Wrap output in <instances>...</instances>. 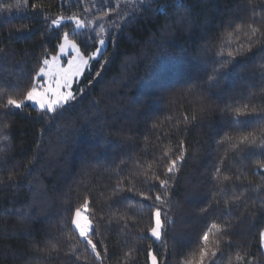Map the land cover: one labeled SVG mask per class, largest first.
<instances>
[{
    "label": "trees",
    "instance_id": "1",
    "mask_svg": "<svg viewBox=\"0 0 264 264\" xmlns=\"http://www.w3.org/2000/svg\"><path fill=\"white\" fill-rule=\"evenodd\" d=\"M41 2L44 15L50 19L70 15L84 20L103 17L100 20L109 46L80 81L82 94L78 93L77 99L53 119H42L45 114L28 104L0 122V264H48L43 253L29 251L28 245L69 243L60 227L70 219L68 210L78 206L86 195L99 194L95 212L97 216L104 215L108 224L106 205L117 183V173L127 168L142 174L148 164L159 172L164 165L162 154H175L180 140L185 141L186 162L177 173L176 195L170 198L176 211L166 218L175 219L183 212V221L177 220L172 231L155 241L148 236L152 211L142 207L140 197L133 195L128 202L133 207L126 209V219L119 224L112 222L111 227L118 230L100 231L112 256L106 264H116L128 250L132 251L133 264H149L150 250L158 255L160 264H177L178 253L191 259V242L203 225L193 218L194 205H189L188 200L193 191L203 187L206 177L225 155L223 146L215 141L229 128L227 121L232 114L224 115L227 106H239L241 102L258 106L264 102V55L254 59L237 57L242 62L221 72L223 79H219L218 88L203 97L192 95L218 79L213 76V68L221 59L227 60L228 51L236 47L235 42H228L232 31L228 25L251 20L250 0ZM261 2L264 0H251L254 4ZM0 3L16 5L22 0ZM21 21L30 31H15ZM62 28L86 45L89 52L98 47V38L93 42L95 32L76 33L70 24ZM58 33L62 34L60 29L49 28L45 20L30 11L0 14V83L28 84L38 70V61L58 42ZM212 96L219 99H211L207 114L197 119V126L185 124V116L190 121L193 114H199L198 102ZM246 119L249 124L230 129L233 138L241 133L264 134V124L256 123L258 117ZM151 153L160 158L159 166ZM245 155L246 159L233 160L228 153L226 166L230 174L247 177L243 185L237 186L247 190L244 198L250 201L248 207L259 213V193L252 189L264 185V172L259 170L264 157L259 151ZM134 161L143 164L137 166ZM144 179L141 175L135 181L137 191H148V185H141ZM197 182L199 187L193 189ZM204 193L212 195V186ZM157 207L171 211L167 204ZM224 211L221 205L215 215L227 220ZM233 216L241 217L242 210L233 212ZM124 223H134L135 228H121ZM233 223L232 250L225 253L226 258L234 261L239 251L247 264H264V250L259 246L264 218L248 216L247 222L235 219ZM214 239L210 236V240ZM51 264L61 261L52 260ZM88 264H93L91 259ZM221 264H227V259Z\"/></svg>",
    "mask_w": 264,
    "mask_h": 264
},
{
    "label": "snow or ice",
    "instance_id": "2",
    "mask_svg": "<svg viewBox=\"0 0 264 264\" xmlns=\"http://www.w3.org/2000/svg\"><path fill=\"white\" fill-rule=\"evenodd\" d=\"M143 3V0H140ZM30 11L34 16L45 20L49 28L60 29L62 34H57L58 42L49 52H45L43 58L38 61V70L31 78L28 84H9L7 86L0 83V90L7 88V91H0V122H4L5 118L16 110H24L25 106L31 104L35 106L45 116L42 119H53L58 115L69 103L77 99V95L82 94L83 88L80 81L84 75L90 70L91 62L96 60L98 56H102L103 49L107 47L104 36L105 28L101 22L98 27L99 31L95 32L93 42L98 39L99 46L89 52L88 47L77 41L62 25L70 24L73 30L79 33L81 30L90 28L92 21H85L77 15L58 16L50 19L44 15V5L41 0H22V3L12 5L9 3H0V14H12ZM87 11V10H85ZM248 11L251 15L250 21L241 20L239 24H230L228 27L232 29L229 33V43L235 42L236 47L228 51V59H221L218 66L213 68V76L218 77L215 82H210L206 89L201 88L194 91V97H203L207 93H212L214 89L219 87V79H223L220 75L224 69L229 66H235L242 61H238L237 57H248L254 59L256 56L264 55V2L260 4L249 2ZM103 20V17H100ZM258 25V26H257ZM17 33L30 31V28L21 21V27L16 28ZM264 68V64H261ZM227 73L224 72V75ZM99 77L100 73H95ZM264 79V75H262ZM192 83V82H190ZM211 99H219L218 96H212L209 100L201 99L198 102L199 114H193L189 121L185 116L184 123H191L193 127L197 126L198 118H203L207 114L208 106ZM228 111L224 115L231 118L227 121L229 128L225 129L224 134L220 135L215 144L223 146L225 155L222 156L214 170L206 177L203 187L199 191H193L188 200L189 205H194L193 218L198 219L203 225L197 237L192 240L190 250L192 258L184 253H178L177 264H221V261L227 259V264H247L246 258L239 252H235V260L226 258L225 253L232 250L233 223L235 219H240L241 223L247 222V217H255L259 215L264 218V185L256 186L252 190L259 193L256 198L260 207L257 213L249 208V199H245L246 189H242L237 185H243L247 177L243 174L229 173L226 161L229 159L228 153H231L233 160L246 159V153L251 154L259 151L264 157V134L259 136L253 134H240L238 138H233L230 129L233 126L249 124L247 117H258L257 124H264V102L255 105L250 102H241L239 106L232 103L227 106ZM157 125L154 123L152 127ZM7 127V123H5ZM237 131H240L237 128ZM154 158V163L160 165V158L155 153L150 154ZM164 165L159 172H154L153 165L148 164L144 172L132 171L127 168L120 170L116 175L117 183L111 188V195L107 203L108 224H105V216H97L94 208L96 197L86 195L82 202L74 209H69L70 219L60 227V232L67 236L69 243L61 246L60 242L44 243L41 247H36L30 243L28 250L37 254L43 253L48 258V264L52 260H59L61 264H88L91 259L93 264H106L112 260L109 254L108 245L103 241L104 233L100 229L114 231L111 227L112 222L117 224L121 220H125L127 216V208L133 207L128 203L133 199V195L139 196L142 207H146L152 211V226L148 231V236L160 241L162 233L166 236L168 232L175 227L177 220L183 221V212L175 219L166 218L171 216V212H175L171 197H175L174 188L178 186L177 173L181 172L186 162L185 141L180 140L178 151L169 156L167 153L162 154ZM133 163L140 166L143 162ZM260 172H264V163L259 164ZM143 175L145 179L141 181V185H148V191H137L135 181ZM126 177H129L126 181ZM11 179V177H9ZM151 182H155L150 183ZM251 183L250 181L248 182ZM209 185L213 188V194L204 193V189ZM193 189L199 187V182L193 184ZM132 195H122V193ZM153 194L154 200H153ZM143 201H149L143 204ZM157 204H167L171 211L165 210L163 207H157ZM224 206V214L228 217L216 216L220 206ZM241 217H234L233 212H241ZM124 229H134L135 224L124 223L120 225ZM26 234V233H25ZM210 236H214V240H210ZM146 238V237H141ZM259 246L264 248V230L259 232ZM84 257L82 261L81 257ZM149 264H160L158 255L150 250L147 253ZM67 257L65 260L64 258ZM167 260V257L164 258ZM116 264H133L132 251H125L123 256L116 261Z\"/></svg>",
    "mask_w": 264,
    "mask_h": 264
},
{
    "label": "rangeland",
    "instance_id": "3",
    "mask_svg": "<svg viewBox=\"0 0 264 264\" xmlns=\"http://www.w3.org/2000/svg\"><path fill=\"white\" fill-rule=\"evenodd\" d=\"M88 20H91L92 21V26L90 27V28H86V29H83V30H81V31H89V32H98L99 31V27H98V25L101 23V20H100V18H90V19H88ZM88 20H85V21H88ZM73 32H75L74 30H73ZM104 36H105V39H106V42H107V47L106 48H104L103 49V53L107 50V48H108V46H109V42H108V38H107V36H106V28H105V33H104ZM99 39V38H98ZM98 46H99V44H98ZM102 53V54H103ZM101 56H98L97 57V59H99ZM96 59V60H97ZM93 62V61H92ZM91 62V63H92ZM33 106V105H32ZM35 107V106H34ZM163 234V233H162ZM161 239H162V237H161ZM157 242H159V241H157ZM263 250H264V248H263Z\"/></svg>",
    "mask_w": 264,
    "mask_h": 264
}]
</instances>
